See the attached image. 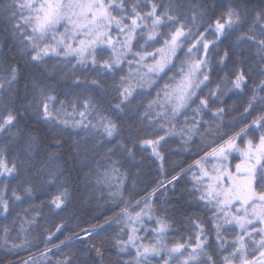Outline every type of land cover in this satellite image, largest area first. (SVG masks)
<instances>
[{"label": "snow or ice", "instance_id": "6c2138e0", "mask_svg": "<svg viewBox=\"0 0 264 264\" xmlns=\"http://www.w3.org/2000/svg\"><path fill=\"white\" fill-rule=\"evenodd\" d=\"M220 8L223 10L216 15V10ZM205 17L209 22L204 30L200 31ZM0 22L5 25L0 29V56L7 55L3 51L7 47L8 53L11 54L9 58L14 61L6 77L0 79V177H15L21 168L28 172L35 166L33 151L37 136L33 135L32 131H27L30 119H34L36 124L49 126L52 131L51 143L58 148L64 147V137L68 134L71 145L63 160V164L67 166H71L73 161L80 157L81 143L84 140V137L76 139L69 129L85 130L87 135L88 130L99 128L107 138L121 136V127L117 120L110 115L101 114L105 109L98 106L91 97L84 100L83 110L78 113L79 120L66 118L70 114L64 111V101H60L59 108L55 107L54 93L58 80L55 70L47 67L46 59L51 56L62 58L68 63L75 61L72 63L73 70L77 66L95 70L96 78L89 80L87 77L81 79L76 76L73 83L98 90L101 99L107 90L100 77L104 74L110 75L113 78L112 91L115 96L108 101L107 111L117 118H126L136 115L141 107L137 100L140 95L137 89L152 83L149 77L164 72L165 68L173 63L178 51L182 50V45L188 43L185 53L187 59L181 65L180 79L176 81L173 77V83H166L157 92L156 97L148 101L144 111L137 117V127L128 125V143H125L123 138L118 142L120 150L129 156L135 155L134 150L139 145L142 149L151 148L152 155L163 161L159 148L165 137L158 136L153 139L139 135L144 119L147 118L150 122H157L160 118L171 121L195 103L193 98L197 96V90L201 89L202 85L207 87L211 82V73L214 70L211 59L213 50H217L216 63L227 66L232 57V49L239 51L243 44L254 48L253 53L243 58L237 55L231 72L222 77L225 88L222 89L218 83L210 90L209 95L221 98L232 90L242 93L248 86L250 73L257 71L262 78L258 83L253 81L252 95L243 114H249L257 103L264 104V96L259 95L264 92V0H260L259 5L254 4L253 0H227L226 4H209L208 0H201L196 4H189L188 0H0ZM163 28H169V31L165 33ZM194 28L196 31H193ZM209 33L215 39H207ZM140 40L144 43L140 44L139 50L133 51ZM155 44H160V47L155 48ZM220 44H226L222 54L218 51ZM149 48L154 50L148 51ZM109 49L110 54L105 58L104 53ZM129 55L133 57L132 60H128ZM149 59L152 63L148 62ZM249 59L252 62L245 71ZM126 60L129 74L121 75L116 80L115 74L122 70ZM133 63L146 69L135 83L131 78ZM22 66L34 72L39 71L41 77L39 80H32L31 90L34 94L30 98H27L28 83L24 86V96H20L19 90L16 89ZM66 77L67 73H64L59 79ZM18 99H26V102L17 107ZM157 107L159 111L156 110ZM205 109L211 110L209 99L200 97L193 112L200 116ZM73 111L75 112V105ZM93 111L99 115L96 123L88 120ZM224 112L223 107H217L212 111V115L222 119ZM159 126L164 127L162 123ZM196 126L194 124L193 128ZM191 130L189 129V132ZM254 130L259 132L258 140L247 139L243 146L237 142ZM171 132L170 129L165 135ZM10 147L18 148L17 158L11 162V166L7 160ZM112 151L108 150L109 153ZM233 152L240 155L234 170L224 163ZM107 155L106 153L105 156ZM207 156L215 157L218 163L208 170L197 161L200 173L194 175L193 180L194 194L198 193L196 199L212 211L211 229H207L198 218L189 217L188 223L194 228L195 243H192L193 235H190L187 240L176 242L169 247L164 241L165 234L172 225L167 216L155 217L157 227L151 229L155 234L154 242H142L136 227L130 228L127 240H115L112 247L117 250L116 264H152V257H159L162 264H264V114L258 115L251 125H245L218 147L212 148L205 158ZM57 159L59 154L49 153L48 159L34 175L47 172L48 182H57L63 173L59 163L53 165V161ZM191 170L190 167L187 171ZM113 171L118 169L114 168ZM179 175L172 177L168 183L173 184ZM165 187L161 183L154 188L148 201ZM23 191L29 196L32 195L31 180L25 184ZM70 195V189L64 187L52 197L50 203L55 209L63 210ZM13 196L15 200L22 199L15 190ZM140 204L141 201L136 202L137 207ZM0 209V214L9 210V203L3 195H0ZM133 211L134 209L130 211L129 208H124L114 221L109 218L105 224L123 220L126 226L143 225L144 216L153 218V209L147 201L141 211L135 212V215L132 214ZM226 226L239 229L231 245H228L223 235L228 230ZM103 227L104 225L93 226L91 230H85V236L96 235ZM61 228L62 225H58L57 231ZM7 231L5 228V232ZM123 231L122 228L121 232ZM210 233H214L216 246L220 250L227 251L226 245L232 248V251L227 252L220 260L217 259L218 253L214 254L212 251ZM52 235L54 234L50 233L47 239L50 240ZM255 236H259V240L254 239ZM245 237L256 245L252 251L258 252V258L255 255L249 258ZM64 243L61 241V244ZM13 247L19 245L14 244ZM55 247L59 249L60 245ZM129 248L135 249V255L124 260L122 254H128ZM90 250L94 251L101 264H104L105 243H93ZM41 257H46V253H41ZM23 264H38V261L30 257L29 260L23 261ZM63 264H72L71 257H65Z\"/></svg>", "mask_w": 264, "mask_h": 264}, {"label": "bare ground", "instance_id": "6f19581e", "mask_svg": "<svg viewBox=\"0 0 264 264\" xmlns=\"http://www.w3.org/2000/svg\"><path fill=\"white\" fill-rule=\"evenodd\" d=\"M147 10L148 9H145V11ZM222 10H223L222 8L217 9L216 15H219ZM188 15L190 17L191 13L189 12ZM189 22L191 23L190 19ZM208 22H209L208 18L205 17L203 24L207 25ZM167 29L169 30V28ZM62 30L63 29H61V31ZM207 39L213 40L214 36L211 33H209L207 35ZM143 43L144 41L140 40L138 46H140V44ZM243 46L246 48L248 53L254 52V48L250 47V45L243 44ZM109 54H110V49L104 53V57L106 58ZM128 57L131 56L129 55ZM46 59H47V67L50 70L51 69L55 70L57 78L61 77L60 76L61 74H64L61 72L63 68L69 66L72 69V63H75V61H72L71 63L65 62L62 60V58H58L55 56H51ZM217 60H218V56L217 59H215L213 62L214 70L211 73V80L216 72L225 73L231 70V68L233 67L232 58L228 61L229 63H227V66L225 67L224 65L217 64L216 63ZM250 60L251 59L248 60L246 65L250 63ZM9 62L11 65L14 63L13 60L8 59L7 61L8 66H9L8 64ZM125 63H127V61H125L124 64ZM2 69L3 67H0V79L6 77V73H3L1 71ZM80 69L81 68L77 66L75 70L73 69L72 70L75 73L80 74ZM27 70L30 72L32 71L31 69H27ZM35 72H39V71H35ZM144 72L145 70L143 71L142 68L141 70L139 69L132 70V76L137 77V81H138L140 79V76L143 75ZM23 73L24 72L21 71L17 84L20 82ZM124 73L125 72L123 69L116 72V74H124ZM166 73L168 75L164 76V80L161 82V84H158V77H157V79L153 80L152 83L146 84V86L143 88H138L137 92L140 93L139 99H142V101L146 102L147 104L148 101L156 97L157 92L160 89H162L166 83H173L172 78L175 77V79H177L179 76L178 75L179 73L173 68L167 69L166 72H164V74ZM255 73H256V77L258 78L259 73L257 71H255ZM87 74H90V76L92 77L90 79L97 77V73L95 70H88V69H82V74L80 76L82 75L87 76ZM105 76H110V75L104 74L100 77L105 85V89L107 90L103 99H101L100 92L98 90H95V92L92 93V96L94 98L91 97V99L95 103H97L98 106L102 108H104L108 104V99L110 96L112 95L113 97L115 96V93L112 91L113 81L112 80H110V82L105 81L106 79ZM119 77L120 76L118 75V79ZM256 77L253 76L251 80L254 81L257 80ZM66 81H67L66 79H62L60 80V83L65 84ZM63 87L68 88L67 90H64V93H62V95L65 96L66 98H75L77 96V92L73 88L69 86H63ZM245 88L248 89V87ZM16 89H18V87ZM203 89L204 86L202 85L198 95L200 97L209 99V108L211 110L208 109L203 110V113H201L200 116H197L196 114H192L191 110L197 105L198 100L200 98L199 96H197L194 98L195 103L191 104L189 108L183 111V114L179 115L184 119V122H180L178 120H176L175 122V126L178 128L179 127H181V129L186 128L187 130L192 129L193 131L192 136H191L192 133L188 134L189 132H187L186 134L175 132L173 129H171V127H173L172 124L168 123V121H164L163 118H160L157 122H150L147 118L144 119V123H143V125H145L144 129L150 127V130H148V134L151 135L150 137H146V138L155 139L158 136L165 137V139L161 141V146L159 148V151L163 155L162 162L152 155L151 148L142 149L139 145H137L136 149L134 150L135 155L129 156L126 152L121 151L120 148L118 147V142L122 138L125 143H128L127 127L129 123L134 119H135L134 121L138 120L137 117L140 115V113L144 111L143 106L140 107L139 112L136 115L129 116L126 118H120L117 120V123L120 124L121 127V137L117 136L115 138H107L106 136H104L102 129L98 130L99 132L98 134L100 135V138L104 141L101 143V145L104 146L105 151H102V148L99 147L98 155L96 156V159L94 161L95 163L93 164V175L91 176V178L92 181L94 182L92 185L93 189L95 187L98 193H100L99 197L97 198L98 201L101 203L99 207L106 214L111 216L109 218H112V220L114 221L117 215L121 213L122 209L129 208L130 211L134 209L132 214L135 215V212H139L141 211L142 208H144L145 201L150 203L153 209L152 212L153 218L149 220L143 219V225H138L137 228L138 235L142 238V242L144 243L154 242L155 234L151 231V229L157 227L155 217L162 215L167 216L169 222L172 225L171 228H169L167 233L165 234V241H164L165 243L168 244L169 247H171L172 244L176 242H183L187 240L190 235H193L194 228L192 225L188 224L189 226L188 228H183L181 226L175 225L173 197L178 193L184 194V196H186L188 199V204L192 205L193 208L196 209V215L193 216L192 218L193 219L198 218L204 223L207 229H211L212 225L210 219L212 216V211L209 208L205 207L203 202H200L196 199L198 193L194 194L195 181L193 180V176L200 173V167H197L196 162L200 161V165H201V163L204 162L207 158L212 157V156H207V158H205L206 154L210 153L212 148L218 147L220 145L219 144L220 142H223L229 136H232L236 132L240 131V129L243 128L245 125H251L252 121L258 115L264 114V104L257 103L252 108L255 109L253 116H250L249 114H243L244 108H241V112L239 111V113H237L235 110H232L231 111L232 113L229 114L224 113L222 119L220 117H214L212 115V111H215L217 107H223L225 109V103L229 98L228 97L229 93H226L221 98H216V97H211L209 95L210 91L208 92V90L201 92V90ZM212 89L214 88H211L210 90ZM233 94L235 95V98L238 97L239 99L240 97H242L241 92H239L238 90ZM259 95L264 96V92H260ZM55 107L57 108L60 107L57 101ZM156 110L159 111V108L157 107ZM94 114L95 117L92 119L91 122L96 123L97 120L99 119V115L95 111ZM21 123L23 124V121ZM161 123L164 125V127L159 126ZM194 124L197 125L195 128H193ZM42 125H46V124H42ZM170 129L172 130L171 134L165 135V133L168 132ZM230 131L232 133H230ZM69 132H73V131L69 129ZM138 134L140 135V131ZM84 135L85 134H82L81 136ZM90 136L85 135L84 140L91 138ZM258 137H259L258 131L249 132L247 136L242 137L237 142L239 144H242L247 139L258 140ZM83 142L84 141H82V143ZM109 149H112L113 151L109 153L108 152ZM106 153L108 154L107 157L105 156ZM13 156H15L14 147H10L7 152V158H9L10 160H14L15 157ZM213 159L214 160L210 162V166L204 168L211 170L215 165V163L216 164L218 163V160L215 157H213ZM113 161H115L116 163L113 164L112 163ZM161 163L163 164V169H161ZM148 165L151 168H148ZM190 167L192 170L187 171ZM114 168L118 169V171H113ZM147 168L151 170L150 171L151 173L150 174L148 173L147 174L148 176L141 182L140 178L142 176L143 169H147ZM177 174H180L179 178L176 181H174L173 184H169L168 181L172 180V177L177 176ZM98 180L100 181L99 183L97 182ZM161 183H163L166 187L164 189H161L158 194L153 196L151 201H148V197L152 193V190L154 188H157L158 185ZM11 184L12 185L10 186L8 182L3 181L2 178L0 177V195H3L4 199L8 201L9 207L16 208L15 211L8 210L6 213L0 214V253L4 252L5 255H7L5 256L6 258L4 264L7 263L20 264V262L23 261V259L31 255L29 253L31 249L36 254H38V257H41V253L48 252L47 248H50L51 251L54 252L55 251L60 252L61 249H57L55 245H60V248H65L68 252H70V250L73 248L74 245V237L71 235L74 230L70 232L71 234L61 232L59 236L52 235V238L49 240L47 239V237L49 236L50 233H52L51 228L44 229L43 232L41 231V233H38L36 239L27 238L22 242V244L19 247L14 248L10 244L21 243L22 235L29 229L28 226L30 223L37 222L38 220L42 221L46 217H47L46 219L48 220L60 221L58 216L68 207L70 201L72 200V195L69 196L66 203V207H64L63 210L55 209L54 206L51 205L50 201L52 197L57 195L58 191L62 189L61 186L68 187V185H70L71 183L66 182L60 185V182L57 181L55 182V184L57 185L54 187L55 193L40 195V197H36L34 195V190L32 195L29 196L24 193L23 187H19L17 185L15 186L14 183ZM13 190L16 191L17 195H20L22 197V199L19 200L18 204L16 203L15 198L13 196ZM137 201H141V204L138 207L136 206ZM145 210L147 211V209ZM0 212H2V209H0ZM108 220L109 219L104 220L103 217L102 218L100 217V220L92 221V224H94V226L104 225L102 229L98 230V234H96L97 237H95L94 239L96 240V238L99 239V238L110 237L113 239L127 240L128 234L123 235L121 232L113 229V226L116 224V222L113 223L110 222L105 224V221ZM45 222L48 221L45 220ZM118 224L127 231V227L125 226L123 220H121ZM58 225H60L59 222H56V224L53 227L57 229ZM226 227H228V230L225 231L223 235L224 238L227 240L228 245H231L233 240L235 239L236 233L239 232V229L233 228L232 226H226ZM5 228L8 229L7 232H5ZM210 235L213 244L212 251L214 252V254L218 253L217 254L218 260H220L223 255H227V252L232 251V248L228 245H226L227 251L220 250L216 246L214 233H210ZM77 237H80L79 240L83 242L87 238L92 236L86 237L84 231L81 235H77L75 238L77 239ZM259 238H260L259 236H256V240H259ZM245 240L248 245L249 258H251L254 255L257 256L258 258V254L252 251V249L254 248L253 242L251 240H248L247 237H245ZM61 241H64L65 243L61 244ZM192 243H195L194 235H193ZM115 251L116 249H114V252ZM86 253L87 251L85 249H80V251L76 255L83 256L85 260L91 259L90 256L87 255ZM122 255L124 260H128L131 258L132 255L133 256L135 255V249L129 248L128 254H122ZM51 256L52 258L56 259L59 264H63L64 258L67 257L57 253H53ZM111 256L113 258H117V256L115 255L111 254ZM92 258H96V256ZM35 259L37 260V258ZM151 259L152 260L157 259L159 261V263L157 264L162 263L159 257H152ZM71 261H73L72 257H71Z\"/></svg>", "mask_w": 264, "mask_h": 264}, {"label": "trees", "instance_id": "16d2710c", "mask_svg": "<svg viewBox=\"0 0 264 264\" xmlns=\"http://www.w3.org/2000/svg\"><path fill=\"white\" fill-rule=\"evenodd\" d=\"M199 2H201V0H188L189 4H196ZM214 2L226 4L227 0H208L209 4H212ZM253 3L256 5H259L260 0H253ZM206 26L207 25L203 24V26H201L199 30L203 31L204 27H206ZM4 27H5L4 23L0 22V29H2ZM162 31L167 33L169 30L167 28H163ZM193 31H196V29L194 28ZM214 39H215V37H214ZM232 39L234 40L235 37H232ZM162 42L163 41L161 40V43ZM225 46H226V44H220L218 51L220 53H222ZM3 51L7 55L6 56H0V67H3V69L1 70L3 73H7L8 68H10V66H11L10 62L8 63L9 66L7 65V61H8V59L10 60L9 57L11 54L8 53L7 47H5L3 49ZM216 51L217 50H213V53L211 55L212 62H214V60L217 59V56L215 55ZM237 55H241V58H243V56L249 55V53L246 50V48L243 45H241L239 51L237 49H232V57L231 58L233 60V63L236 60ZM179 57H181V55H179ZM251 62L252 61L250 60V63L248 65H245V71H247L248 66L251 65ZM232 68H231V70H232ZM231 70H229L228 72H225V73L224 72L223 73L216 72L214 74L210 84L207 87H204V89L201 90V92H204L206 90H208V92H209L210 89L215 88L218 83L221 84V88H225V85L222 82V77H224L226 73H230ZM22 72H24V73L22 74L21 80L17 84L16 88L18 87L20 96H24V94H25V87L24 86H25V83H28L29 88L27 90V98H30L34 94L31 90L32 80L33 79L39 80V79H41V77L39 75V72H32V71L30 72L27 70V68H23V66H22ZM61 72L67 73V77L65 78L67 81L65 84H61L60 80H62V79H59L60 77L57 78L58 85H57V88H56L54 95L56 96V101L58 103H60V101H64V110L70 112L71 114H74L73 105H75V110H77L76 108H78V107L83 108L84 100L88 99L89 97H93L92 93H94L95 90L92 87L85 86L83 84L76 85L73 83V80L75 79L76 76H79L81 79H84L85 77H87V79H89V80L92 77L90 76V74H87V76H85V75L80 76L82 74V68L80 69V74L75 73L71 68H69L67 70H65L63 68V70ZM63 75L64 74H61L60 76H63ZM165 75H168V74L167 73L162 74L158 78V84H161V82L164 80ZM253 76L256 77L255 71L250 73V78L248 79V86H247L248 89L244 88L243 92L241 93L242 97H240L239 99H238V97L235 98V95L233 94L237 90H232V91L227 92V93H229L228 94L229 98L227 99V102L225 103V112L224 113H226V114L232 113L231 112L232 110H235L237 113H239V111L241 112V108H245L247 106L248 99L252 95L251 94L252 93L251 88L253 86L252 81H254V80H251V78ZM105 77H106L105 81L110 82V80H113V78L111 76H105ZM261 78L262 77L259 75L258 78L256 77L257 80H255V82L258 83ZM115 79L118 80L117 74L115 75ZM63 86H69V87L73 88L77 92V96L75 98H66L65 96H63L62 93H64V90L68 89L67 87H63ZM149 95H150V93H149ZM112 98H113V95L109 97L108 101L111 100ZM137 100L140 102V104H141V106H143V108L146 107V105H147L146 102L142 101V99H139V95L137 96ZM22 102H26V99L25 100H19L18 99L16 106L18 107L19 104ZM107 108H108V104L103 108V109H105V111L102 114L110 115L113 117V119H116V120L120 119V118H117L113 113L107 111ZM254 110L255 109L250 110V113H249L250 116H253ZM91 114H94V111ZM153 115H154V113H153ZM134 120L131 121L129 124H131L133 127H137L139 125L138 120H136V121H134ZM42 124L43 123H41V124L34 123V119H30L28 121L27 131H32L33 135L37 136V141L34 145V151H33L35 166L32 167L31 170L28 172H25V170L23 168H21L18 175H16L15 177H9L11 180L10 183H14L15 186L17 185L19 187L24 188L25 184L28 182V180H31V182L33 184L34 195L36 197H40V195H47L50 193L51 194L55 193L54 187L57 184L48 182L49 177L46 174V172L41 173L40 175H34V173H36L37 170L41 167V164H43L48 159L49 153H57V154H59V159L54 160L53 165L59 163L61 168L63 169L62 177L58 178L57 181L60 182V185L62 183H64V181L71 183L70 185H68V187L70 188L72 200L70 201L68 207L63 212H61L59 214L58 217H59L60 221L48 220V219H46L47 218L46 217L42 221L38 220L37 222L30 223L28 226V228H29L28 231H26L22 236L26 235L27 238L36 239L38 236V233H41V231L43 232L44 229H49V228H51L52 233L56 236H59L61 232L71 234L70 232L72 230H74L73 233L71 234L74 237V245H73V248L70 250V252H68L65 248H59V249H61L60 252L51 251V255L53 253H57V254H60L63 256L72 257V259H73L72 264H101V262L98 260L97 257L92 258L96 255H95V252L91 251L90 249H91V245L93 243L98 244L101 241H103L105 243V246H106L104 264H116L117 258H113L111 256V254L117 256V250L114 252L115 248L112 247L113 238L106 237V238H99V239H97V241L96 240L92 241L91 240L92 237H89L83 242H81L78 238L77 239L75 238L77 235H81L85 230H91L94 226V224H92V221L100 220V217L101 218L103 217L104 220L109 219V217H111L108 214H106L103 210L100 209L99 206L101 205V203L97 199L99 197L100 193H98V191L95 187L93 189L92 185L94 182L92 181V178H91V176L93 175V164L95 163L94 161L96 159V156L98 155L99 147L102 148V151H105V148H103V145H101V143L104 141L100 138V135L98 134L99 132H97V134L95 135V133L93 134L92 131L88 130L87 135L88 136L92 135V136H90L91 138H89V139L83 140L84 142L81 143L80 157L77 158L75 161H73V164L71 166H67V165L63 164V160L67 156V151L69 150V145H71V139L69 138L68 134L66 133L65 137H64V147L58 148L57 146H55L51 143L52 131L49 129V126L48 125H42ZM144 127H145V125H143L140 128V135H142L144 137H150L151 135L148 134V130H150V127L147 129H144ZM251 132H255V130L251 131ZM230 133H232V132L230 131ZM82 134L86 135L85 132H79V133L74 132V131L71 132V135L74 136L78 140L81 137L85 136V135L81 136ZM25 135H26V133H25ZM119 137H121V136H119ZM127 137H128V132H127ZM21 143H22V141H21ZM221 143H223V142H220L219 144H221ZM94 145H95V147H94ZM14 152H15V156H13V157L17 158V152H18L17 147H14ZM7 160L9 162V166H11V162L13 160H10L9 158H7ZM18 167H19V163H18ZM148 168H151V167H149V165H148ZM148 168L143 169V173H142V176L140 178L141 182L148 176L147 175L148 173L149 174L151 173L150 172L151 170H149ZM61 187L64 188L65 186H61ZM15 201L18 204L19 200H15ZM173 206H174L175 225L181 226L183 228H188L189 227L188 226V224H189L188 218L196 215V209H194L192 205L188 204L187 197L184 196V194H182V193H178L173 197ZM15 209L16 208H14V207H9V210L15 211ZM45 220H47L48 222H45ZM56 222H59V224L62 225V228L60 229L61 231H57V229L53 227L56 224ZM113 229L121 232L122 227L118 223H116L113 226ZM121 233L123 235L128 234L125 229ZM23 240H26V238ZM14 244L20 246L22 243H14ZM14 244H10V245L13 246ZM82 244H83V247H82ZM80 249H85L87 251L86 254L89 255L91 259L85 260V258H83V256H81V255L77 256L76 254L80 251ZM212 249H213V247H212ZM45 253H46V255L49 254V252H45ZM5 256H7V255H5L4 252L0 253V264L5 263V258H6ZM38 258H40V257H38ZM52 259H53L52 261H50L51 258H50V260H45L41 264H59L56 259H54V258H52ZM49 261H50V263H49ZM157 263H159V261L157 259L152 260V264H157Z\"/></svg>", "mask_w": 264, "mask_h": 264}, {"label": "rangeland", "instance_id": "374dc122", "mask_svg": "<svg viewBox=\"0 0 264 264\" xmlns=\"http://www.w3.org/2000/svg\"><path fill=\"white\" fill-rule=\"evenodd\" d=\"M115 35V34H114ZM141 41H143V40H141ZM139 47L140 46H138V44H136L135 45V48L133 49V51H137V50H139ZM154 47L155 48H158V47H160V44H155L154 45ZM187 49H188V43H185L184 45H182V50H179L178 51V53H177V56L174 58V60H173V63L172 64H170L167 68H165V70H164V72H166V70L167 69H171V68H173V69H175L179 74V76H178V78L177 79H175L176 81H178L179 79H180V77H181V75H182V73H181V65L182 64H184V62L186 61V59H187V57H186V55H185V53L187 52ZM154 50V48H149L148 49V51H153ZM178 54H180V55H183L182 57H179V55ZM201 55L203 54L202 53V51H201V53H200ZM131 56V55H130ZM133 59V57L131 56V57H128V60H132ZM127 61V60H126ZM149 63H152V61L149 59V61H148ZM175 66V67H174ZM140 66H138V65H136L135 63L132 65V70H137V69H139V70H141V68L142 67H140ZM185 67H187V65H185ZM69 68H71V67H69V66H67V67H65L64 69L65 70H67V69H69ZM122 69L124 70V74H117V76L119 75V76H121V75H127V74H129V66H128V63H125V64H123V66H122ZM142 70L144 71H146V69H144V68H142ZM164 72H161V73H158V74H152L150 77H149V79L153 82V80H155V79H157V77L158 76H160L161 74H164ZM132 79H133V82L135 83L136 81H137V77H134V76H132L131 77ZM139 78V77H138ZM113 81V80H112ZM202 87V86H201ZM199 90L200 89H198L197 90V96H199L198 94H199ZM196 96V97H197ZM200 97V96H199ZM195 98V97H194ZM193 98V99H194ZM199 104V100H198V103H197V105ZM59 105H60V103H59ZM196 105V106H197ZM196 106L194 107V108H196ZM79 108V107H78ZM76 108L77 110H75V112H74V114H71L70 112H68V111H66V110H64L65 112H67V113H69L70 115L69 116H67L66 118L67 119H75V120H79L80 119V116H79V112L80 111H82L83 110V108ZM194 108H192V110H191V113L192 114H195L194 112H193V109ZM186 110V109H185ZM185 110H183V111H185ZM202 113H203V111H202ZM95 117V114H90L89 116H88V120H90V121H92V119ZM176 120H177V117L174 119V120H171V121H168V123H171L172 124V126L174 125L175 126V122H176ZM85 122H88L87 120L85 121ZM93 123V122H92ZM182 126H184V125H182ZM173 127H171V129H172ZM174 129H176L177 130V132H179L180 131V129H181V127H174L173 128V130ZM98 130H99V128L98 129H94V130H92V129H90V131H92L93 132V134L95 133V135L97 134V132H98ZM184 130V133H186V132H189V129L187 130L186 128L185 129H183ZM75 132H77V133H79V132H85L84 130H81V129H78L77 131H75ZM179 133H182V132H179ZM192 133V134H191ZM188 134H191V136L193 135V131L191 130V132H189ZM103 148H104V146H103ZM14 159H16V158H14ZM212 160H214L213 159V157H209V158H207L204 162H202L201 163V166L202 167H207V166H210V162L212 161ZM239 160H240V155H239V153H236V152H233V153H231L230 155H229V159H228V161H225L224 163H227V164H229L231 167H232V169L234 170V168H235V164L236 163H238L239 162ZM19 162H18V160H17V164H18ZM216 164V163H215ZM2 178V180L3 181H6V182H8L9 183V185L11 186L12 184L10 183V178L9 177H1ZM146 211V210H145ZM145 218H143V219H145V220H149L148 219V217L147 216H144ZM126 226V225H125ZM127 227V233L129 234V231H130V228L131 227H136V228H138V225H131V226H126ZM28 231V230H27ZM139 232H140V230H139ZM137 235H138V232H137ZM95 237H97L96 235L95 236H92V238H91V240L93 241V240H95L94 238ZM27 239V237H26V235L25 236H22V239H21V243L24 241L23 239ZM254 239H256V236L254 237ZM115 240L116 239H113V244L115 243ZM96 241H97V238H96ZM253 247L255 248L256 247V245H253ZM50 248H47V251L49 250ZM49 252V254L51 255V252L50 251H48ZM29 253L31 254L30 256H28L27 258H25V259H23V261H26V260H29L30 259V257H33V258H37V260H38V264H41L42 262H44L45 260H50V258H51V260L50 261H52L53 259H52V256H50L49 254H47L46 255V257H44L43 259L40 257V258H38V254H36L32 249L29 251ZM254 253H256V254H258V252H254ZM49 255V256H48ZM41 260V261H40ZM23 261H21L20 262V264H23ZM40 261V262H39ZM50 261H49V263H50ZM53 263V262H52ZM7 264H9V263H7ZM162 264V263H161Z\"/></svg>", "mask_w": 264, "mask_h": 264}]
</instances>
